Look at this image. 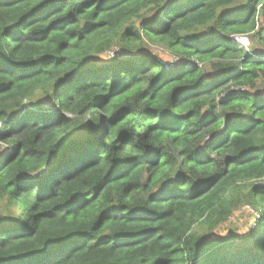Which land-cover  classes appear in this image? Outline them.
<instances>
[{
	"label": "trees",
	"instance_id": "16d2710c",
	"mask_svg": "<svg viewBox=\"0 0 264 264\" xmlns=\"http://www.w3.org/2000/svg\"><path fill=\"white\" fill-rule=\"evenodd\" d=\"M0 264H264V0H0Z\"/></svg>",
	"mask_w": 264,
	"mask_h": 264
},
{
	"label": "rangeland",
	"instance_id": "374dc122",
	"mask_svg": "<svg viewBox=\"0 0 264 264\" xmlns=\"http://www.w3.org/2000/svg\"><path fill=\"white\" fill-rule=\"evenodd\" d=\"M244 39H247L246 41ZM241 39L238 36H231L230 40L235 43L237 46L244 48L245 50H248L250 48V43L248 38ZM152 50L154 55H157L158 58H161L164 63L170 64L172 60H168L169 52L162 48L161 46H152ZM151 50V51H152ZM199 67H202V64L196 63ZM230 91H239L238 88L235 86H230ZM260 88V85L258 86ZM224 96V95H223ZM90 120V118H89ZM258 219V216L255 212L249 208V206H242L239 208L229 219L230 224H234L241 235H247L248 229L253 228L256 224V220Z\"/></svg>",
	"mask_w": 264,
	"mask_h": 264
},
{
	"label": "clouds",
	"instance_id": "9594fccd",
	"mask_svg": "<svg viewBox=\"0 0 264 264\" xmlns=\"http://www.w3.org/2000/svg\"><path fill=\"white\" fill-rule=\"evenodd\" d=\"M238 37H240L241 39H244V38H247V37H245V36H238ZM245 41L247 40V39H244ZM258 216V215H257Z\"/></svg>",
	"mask_w": 264,
	"mask_h": 264
}]
</instances>
